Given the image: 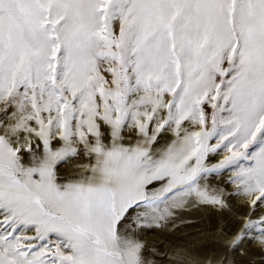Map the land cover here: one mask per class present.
Returning <instances> with one entry per match:
<instances>
[{
	"label": "snow or ice",
	"instance_id": "1",
	"mask_svg": "<svg viewBox=\"0 0 264 264\" xmlns=\"http://www.w3.org/2000/svg\"><path fill=\"white\" fill-rule=\"evenodd\" d=\"M0 264H264V0H0Z\"/></svg>",
	"mask_w": 264,
	"mask_h": 264
},
{
	"label": "bare ground",
	"instance_id": "2",
	"mask_svg": "<svg viewBox=\"0 0 264 264\" xmlns=\"http://www.w3.org/2000/svg\"><path fill=\"white\" fill-rule=\"evenodd\" d=\"M154 235H155L154 233H148V234H147V237H148L149 239H151ZM169 238H171V237H169ZM176 238H177V239H183L184 237H183V236H178V237H176Z\"/></svg>",
	"mask_w": 264,
	"mask_h": 264
}]
</instances>
